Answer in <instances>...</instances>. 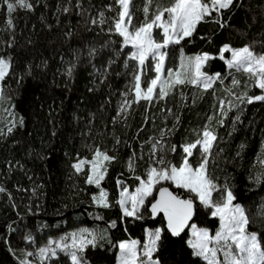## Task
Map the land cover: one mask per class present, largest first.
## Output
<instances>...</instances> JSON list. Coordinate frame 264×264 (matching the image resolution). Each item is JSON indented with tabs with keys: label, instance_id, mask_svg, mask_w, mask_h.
Returning a JSON list of instances; mask_svg holds the SVG:
<instances>
[{
	"label": "trees",
	"instance_id": "obj_1",
	"mask_svg": "<svg viewBox=\"0 0 264 264\" xmlns=\"http://www.w3.org/2000/svg\"><path fill=\"white\" fill-rule=\"evenodd\" d=\"M28 2L31 9L17 7L9 17L0 0V57L10 58L12 65L1 82L3 103L16 115L9 127L0 120V187L5 189L0 192V264H21L27 250L80 226L104 231V239L85 250L87 264H115L120 241L135 239L141 249L146 230L157 228L161 238L153 257L160 264H207L190 247L188 229L174 237L165 228L161 214L151 217L148 205L155 190L146 198L140 218L124 217L117 203V181L132 189L139 183L136 177L144 178L161 154L179 165L186 155L183 145L196 141L202 123L216 111L211 88L192 102L190 84L179 85L155 105L132 103L127 114L118 115L124 100L135 99L134 77L139 69L137 61L130 59V46L115 31L118 0ZM145 2L131 0L134 26L150 22L174 0H152L147 17ZM65 7L71 10L64 12ZM221 11L224 27L216 22L215 12L205 17L191 37L164 49L165 66H178L181 50L185 57L206 53L210 59L202 70L220 74L214 85L228 108L226 116H216L212 128L218 140L209 156V172L218 185L231 187L234 203L241 204L251 218L247 230L264 239V180H255L261 172L258 157L264 152V102L248 104L237 98L259 95L262 90L254 86L247 73L229 69L219 58L224 45L232 49L250 46L255 53L264 54V0H234L230 9ZM101 13L104 23H100ZM9 18L12 28L7 26ZM224 56L230 59L231 52ZM153 65L151 58L145 62L142 88L155 75ZM231 77H236L239 85L228 89L223 84ZM167 104L173 111L164 120ZM230 104L239 107L229 110ZM236 116L240 120L233 130ZM173 145L175 152L169 150ZM161 146L167 151L161 153ZM97 148L115 157L105 162L107 172L100 182L108 193V208L93 202L100 189L86 183V171L78 173L73 168L77 158L89 157ZM193 152L189 160L195 166L201 157L198 148ZM130 158L134 159V170L128 167ZM161 184L169 185L182 198L193 199L192 223L211 235L217 231L219 218L213 217L194 193L177 188L171 181H161L157 186ZM37 264L71 261L58 250Z\"/></svg>",
	"mask_w": 264,
	"mask_h": 264
},
{
	"label": "snow or ice",
	"instance_id": "obj_2",
	"mask_svg": "<svg viewBox=\"0 0 264 264\" xmlns=\"http://www.w3.org/2000/svg\"><path fill=\"white\" fill-rule=\"evenodd\" d=\"M2 2L7 7L9 17L16 11L17 7L32 8L28 0H2ZM151 2L152 0L145 2L143 12L146 17ZM118 3L121 6V11L119 18L115 21V31L123 38L125 45H131L135 50L131 53L130 59L137 61L141 69V72H138L134 77L135 99L125 100L121 106V112H127L132 103L138 104L141 101L151 103L154 98L164 99L179 85H202L205 91L212 88L213 81L219 78L220 74L209 76L201 71L204 63L210 59L208 54L185 57L183 50H181L180 66L178 70L174 71L172 68L165 69L167 53L162 49H167L169 45L180 44L186 37H191L197 25L213 12L217 14L216 22L224 27L220 21L221 10L230 9L234 0H174L171 7L163 9L155 14L150 22H145L140 26L132 24L131 0H118ZM70 10L69 7L63 9L64 12ZM165 13H167L166 19ZM100 17V23H104L103 13L100 14ZM7 26L9 28L14 27L12 19L7 20ZM154 28L162 30V41L155 38ZM227 52H231L230 59H225L224 53ZM150 57L154 61L151 70L155 72V76L146 82L145 88H142V72L145 68V62ZM219 58L224 60L229 69L242 70L247 73L250 79L254 81V86L264 91V54L255 53L250 46L232 49L228 45H224L220 50ZM11 67L10 58L0 57V82L4 81L10 74ZM165 71L166 77L164 76ZM238 85L239 81L234 79L233 86ZM237 98L242 103L248 104L257 101L264 102V94L254 96H246L245 94ZM4 99L3 89L0 88V102ZM220 103L223 109L224 102L221 101ZM238 107V105L230 104L229 110ZM222 114L227 115L224 112ZM239 120L240 117L236 116L233 122V130H235V123ZM19 123L23 124V120H20ZM218 123L223 126L224 121L220 120ZM161 135H165L163 130ZM217 140L218 137L214 131L205 126L200 138L194 143L183 146V152L186 155L182 157V162L178 166L167 160L166 155H158L155 163L160 167L149 166L146 180L137 176L139 186L136 187L135 192L129 193L128 188L123 186V182L118 180L117 184L121 187V191L117 203L122 209L124 217L140 218L138 214L141 212L146 198L152 196L155 186L161 181H171L177 188H183L194 193L200 204L210 209L213 217L219 218L220 226L214 235H209L207 229H197L195 225L191 226L194 239L189 241V244L196 256L202 257L207 264H264V239L258 238L256 232L247 231L251 218L246 214V209L241 204L234 203L236 197L231 187L227 183L218 185L209 172V156L212 154ZM156 144H160V141H156ZM240 147L243 149L245 146L242 144ZM197 148L201 158L194 166L189 158L194 156L193 149ZM169 150L175 152L176 146L173 145ZM166 151L161 146L160 152ZM153 155H156L155 144L153 145ZM113 160H115L114 156H109L106 151L97 148L90 161L82 159L73 164V168L78 173L83 171L85 164L91 166L86 183L95 184L100 189L99 195L92 197L93 202L98 207L108 208L110 206L107 199L108 193L100 187V182L104 180L107 172L105 162L110 163ZM258 162L261 165V172L255 177L257 183L264 180V152H261ZM128 167L130 170H134V159L130 158ZM4 191L5 189L0 187V192ZM213 193L218 195L214 197ZM193 211V199H181L165 187L159 189V198L151 204L153 216L162 212L167 220V227L174 236L179 235L184 230L192 218ZM160 238L161 230L159 228L148 233V240L143 245L142 253L137 249V241L121 242L119 244V264H157L152 257L157 250V242ZM101 239H104L102 234L81 229L67 234L61 240H49L48 245L39 248L38 255L43 260L46 256H55L57 249H59L70 258L71 264H87L84 256L85 250L90 246L96 247L97 241ZM51 245H55V247H51ZM218 254L222 255V260ZM28 255H33V253H28ZM141 255L146 259H141ZM21 264H28V262L22 260Z\"/></svg>",
	"mask_w": 264,
	"mask_h": 264
},
{
	"label": "rangeland",
	"instance_id": "obj_3",
	"mask_svg": "<svg viewBox=\"0 0 264 264\" xmlns=\"http://www.w3.org/2000/svg\"><path fill=\"white\" fill-rule=\"evenodd\" d=\"M120 11H121V6H120ZM119 18V14H118V17H117V19ZM167 18V13H165V19ZM116 19V20H117ZM161 33H162V30L161 29H158V28H154V30H153V34H154V36H155V38L156 39H158V40H161L162 41V35H161ZM130 46V54L133 52V51H135L133 48H132V46L131 45H129ZM242 48V47H241ZM238 49H240V48H238ZM162 51H164V49H162ZM203 54H206V53H197L195 56H197V55H203ZM194 56V57H195ZM151 58V57H150ZM154 62V61H153ZM179 66H180V64L178 65V66H176V67H167V66H165V69H167V68H172L174 71L175 70H178L179 69ZM141 71V69L139 68L138 69V72H140ZM201 71L202 72H204L206 75H209V76H215L216 74H208V73H206L205 71H203L202 70V68H201ZM166 75H167V73H166V71H165V73H164V76L166 77ZM155 76V75H154ZM154 76L152 77V78H154ZM237 80L238 81V79L236 78V77H231L230 79H228V82H227V84H223V86L224 87H226V88H228V89H230L232 86H233V80ZM214 82H215V80L213 81V85H212V88H211V93H212V95H213V97H214V99H216V101H217V107H216V111H215V113H213V112H211L210 114H208V116L206 117V120L202 123V125H201V127H200V130H199V134H198V138H200V135L202 134V131L204 130V128H205V126H208L211 130H213L212 128H213V125H214V122L216 121V116L218 115V117H221V116H223V114H222V112H224V113H226V110H227V108H228V103H227V101L225 100V98H224V96H222V95H220V93H219V90L217 89V87L214 85ZM0 88H2V86H1V82H0ZM190 88H191V101L193 102V101H195V99H197V98H199V96L200 95H202L203 93H204V89H203V87H202V85H194V84H190ZM261 94H264V91H262L261 92ZM261 94H259V95H261ZM159 98H154V100L151 102V103H153L154 105L155 104H157V102H159ZM221 101H223L224 103H223V109L221 108ZM124 102H125V100L122 102V104H121V106L124 104ZM0 120L1 119H3V121H4V123H5V126L6 127H9L10 126V124L16 119V115H15V112L13 111V109H12V107H5V105H4V103H3V101L2 102H0ZM121 106L119 107V110H118V115H125V114H127V112H128V110H129V108H128V110H127V112H121ZM170 110V111H169ZM172 111H173V109H172V107H171V105L170 104H167L166 105V107H165V113H164V120H165V118L167 117V116H172ZM209 118H211V119H209ZM162 130H163V132H165L166 130H165V126L164 127H162V129H161V132H162ZM197 138V139H198ZM196 139V140H197ZM194 143V142H193ZM187 144H190V143H187ZM184 145H186V144H184ZM183 145V146H184ZM102 151V150H101ZM94 152H95V150L91 153V155L89 156V157H79V158H77L76 159V161L74 162V164L75 163H77L79 160H91L92 159V157H93V155H94ZM108 154V153H107ZM109 155V154H108ZM110 156V155H109ZM155 160L156 159H154V165H152L153 167H160V165H158L157 163H155ZM178 166V165H177ZM90 165L89 164H85L84 166H83V170H85L86 171V173H87V175H88V173H89V169H90ZM141 179H147V175L144 177V178H141ZM158 185V184H157ZM156 185V186H157ZM123 186H126L124 183H123ZM139 186V183L138 184H136L132 189H129L127 186V188H128V190H129V193H132V192H135V189H136V187H138ZM155 186V188L153 189V191L158 187H156ZM120 191H121V187L119 188V194H120ZM99 195V192H98V194H97V196ZM119 198H120V196H119ZM119 200V199H118ZM146 201V200H145ZM122 210V209H121ZM192 225H195L194 223H191L190 225H189V227H188V230H189V233H190V239H189V241H191V240H193L194 239V237L192 236ZM196 226V225H195ZM102 228V227H101ZM104 229H105V231H106V227L104 226L103 227ZM196 228L197 229H205V228H202V227H198V226H196ZM81 229H88V230H90V231H92V232H95V233H97V234H102V235H104L103 233H104V231L103 230H97L96 228H93V227H88V226H80V227H77V228H75V229H72V230H70V231H68V232H66V233H63V234H61V235H59V236H57V237H54V238H50L49 240H53V241H57V240H61V238H63V237H65L67 234H69V233H72V232H77V231H79V230H81ZM219 229V228H218ZM217 229V230H218ZM97 230V231H96ZM156 229H147L146 230V238H145V241H144V244L147 242V240H148V233H150V232H154ZM248 231V230H247ZM107 232V231H106ZM249 232H253V231H249ZM215 234V233H214ZM214 234H212V235H214ZM209 235H211V234H209ZM48 240V241H49ZM135 240V239H134ZM136 241V240H135ZM68 242H70V241H68ZM123 242H130V241H128V240H124ZM46 245H48V242L47 243H45L44 245H42V246H40V247H35L34 249H31V250H27L26 252H27V257L25 258V261H27L28 262V264H37L40 260H41V258L39 257V255H38V250H39V248H41V247H45ZM51 247H55V245H51ZM138 249V248H137ZM142 249H143V247L141 248V249H138V251L139 252H141L142 253ZM59 249H57V251H58ZM28 253H33V255H28ZM119 256H120V249L118 248V251H117V254H116V261H115V264H119ZM218 256H219V258L222 260L223 259V257H222V255H219L218 254ZM49 257H51V255H49V256H46L44 259H48ZM153 258V261H155V262H157V264H160L159 263V261H158V259L157 258H155V257H152ZM141 259H146L145 257H143L142 255H141Z\"/></svg>",
	"mask_w": 264,
	"mask_h": 264
},
{
	"label": "water",
	"instance_id": "obj_4",
	"mask_svg": "<svg viewBox=\"0 0 264 264\" xmlns=\"http://www.w3.org/2000/svg\"><path fill=\"white\" fill-rule=\"evenodd\" d=\"M161 187L168 188V190H169L170 192H172L173 195L178 196V195L175 193V191H174L169 185H167V184H161V185H159V186L155 189L154 197H153V199L151 200V202L149 203V205H148V209H149V212H150L152 218H156V217H157L158 215H160V214L162 215V217H163V219H164V225H165V228H166V229L168 230V232L172 235V233L169 231V229H168V227H167V220H166L164 214H163L162 212H160V213H157L155 216H153V214L151 213V204L155 202V199H158V198H159V189H160ZM178 197H180V196H178ZM180 198H181V199H190V198H182V197H180ZM193 203H194V201H193ZM194 214H195V203H194V211H193L192 218L188 221V224L185 226L184 230L181 231L180 234L177 235V236H180L181 234H183V233L188 229L189 225H190V224L192 223V221H193ZM172 236H174V235H172ZM177 236H174V237H177Z\"/></svg>",
	"mask_w": 264,
	"mask_h": 264
},
{
	"label": "crops",
	"instance_id": "obj_5",
	"mask_svg": "<svg viewBox=\"0 0 264 264\" xmlns=\"http://www.w3.org/2000/svg\"><path fill=\"white\" fill-rule=\"evenodd\" d=\"M125 240H128V241H130V242H131V241H135L134 239H125ZM123 241H124V240L120 241L119 244H120L121 242H123ZM119 244H118V246H119Z\"/></svg>",
	"mask_w": 264,
	"mask_h": 264
}]
</instances>
